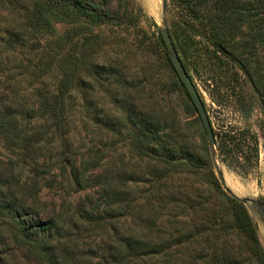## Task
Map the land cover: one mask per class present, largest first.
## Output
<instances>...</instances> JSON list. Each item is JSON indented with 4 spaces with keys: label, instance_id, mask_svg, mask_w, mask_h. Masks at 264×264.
<instances>
[{
    "label": "trees",
    "instance_id": "obj_1",
    "mask_svg": "<svg viewBox=\"0 0 264 264\" xmlns=\"http://www.w3.org/2000/svg\"><path fill=\"white\" fill-rule=\"evenodd\" d=\"M8 2L16 0H0L2 5ZM122 3L123 0H30L21 6L13 4L14 23L0 30V45L6 51L22 50L31 58L28 70H32V76L41 73L49 78L54 68H65L57 92L47 96L39 91L42 97L31 109L23 107L19 109L21 114H15L13 106L0 108V264H82L84 253L76 246V233L70 234L61 225L59 213L42 203L40 194L47 175H52V182L62 190L106 189L105 175L88 174L90 153L81 152L71 143L73 119L66 94L81 80L73 63L75 40H86L82 50L85 58L79 68L95 72L93 58L105 52L97 45V26H121L133 18V0H126L130 10L127 14L120 13ZM167 8L181 18V23L169 30L190 76L187 41L195 45L200 57L213 58L210 51L218 54V76L230 67L234 81L247 87L248 96L239 100L238 107L245 124L218 119V131L214 127V133L217 159L229 169L249 176L260 161V136L247 122L257 106L264 110V0H167ZM60 25L65 26L62 32ZM181 28L187 33L185 39ZM159 40L168 64L175 70L161 34ZM65 43L68 60L58 66V55ZM177 78L198 114L178 75ZM11 104L15 106L17 102ZM37 111L43 115L36 122L39 127L32 129L31 122L37 117L31 112ZM137 119L132 128L138 149L148 157L155 154L152 146L159 143L160 129L147 117ZM260 130L264 140V117ZM208 145V160L213 162ZM49 154L53 155L50 160ZM48 161L57 165L47 171ZM170 161L176 168L192 166L193 176L200 175L207 164L180 158L176 151ZM200 183L199 188L184 196H163L167 187L162 186L153 198L147 196L140 207L150 208V212L138 216L137 222L140 228H148L154 239L143 243L132 235L120 237L113 233L108 236L115 241L109 245L108 254L117 264H148L145 258L165 253L170 258L165 264H240L241 253L231 248L235 235L247 239V247L255 252L252 259L261 260L264 249L245 203L229 195L219 182ZM112 194L114 204L121 209L124 193ZM259 200L264 204V197ZM165 210L168 213L163 214ZM95 211L96 218L104 215L100 208ZM103 221L104 218L101 224ZM72 252L78 257L71 256ZM61 253L66 256L60 257Z\"/></svg>",
    "mask_w": 264,
    "mask_h": 264
},
{
    "label": "rangeland",
    "instance_id": "obj_2",
    "mask_svg": "<svg viewBox=\"0 0 264 264\" xmlns=\"http://www.w3.org/2000/svg\"><path fill=\"white\" fill-rule=\"evenodd\" d=\"M24 3L29 4L30 0L13 2L16 6ZM133 3L135 11L128 23L97 26L94 33L97 45L105 52L94 56L95 72L89 73L79 68L85 58L82 50L86 40H75L73 63L79 69L77 74L81 80L72 92L66 94L73 119L71 143L81 152L90 153L88 174L105 175L106 189L80 192H73L71 188L62 190L52 182L53 176L47 175L40 194L41 202L55 210V214L59 213L61 225L70 234L76 233V246L84 253L82 264H117L108 254L109 245L115 242H112L114 238L108 236L113 233L120 237L132 235L143 243L147 239H154L148 228H140L137 217L150 212V208L140 206L147 196L153 198L161 186L167 187L163 196L171 199L173 193L184 196L188 191L199 188L202 180L219 182L214 163L208 160L209 141L202 120L192 108L176 71L168 64L159 40L162 30L181 23V18L168 8L164 13L163 0H133ZM13 4H0V30L8 28V23H14L16 7L13 8ZM11 8L13 11L10 13ZM119 9L120 13L130 12L126 0ZM58 29L62 32L65 26L60 25ZM181 29L185 39L187 33L184 28ZM186 43L189 45L190 73L213 127L218 131V119L243 126L245 123L238 107L239 100L248 96L247 87L234 81L230 67L224 68L221 76H218V54L210 51L213 58L200 57L195 45L190 41ZM63 47L58 55V66L66 64L68 60V45ZM208 47L212 49L211 45ZM206 53L209 57L208 51ZM86 58L89 60L90 56ZM31 61L22 50L6 51L0 45V108L13 106L14 113L21 114L19 109H31L42 95L57 92L65 68H54L49 78L41 76V73L32 76V70H28ZM11 102L17 104L10 105ZM31 113L37 118L33 119L30 127L38 128L39 123L36 122L43 114L38 111ZM137 117H147L160 129L159 143L152 146L155 154L148 157L140 154L132 128L133 121L139 120ZM263 117L264 110L257 106L247 122L260 136L259 166L251 175L237 173L218 160L228 188L240 197L254 200L264 197V140L260 130ZM24 123L22 125H26ZM175 151L180 158L207 163L200 175L193 176L192 166L180 165L176 168L171 164ZM52 156L49 154V160ZM56 165V162L48 161L46 170ZM112 193H124L125 201L121 209L114 204ZM246 206L264 249L261 209L256 204ZM98 208L104 215L96 218L94 213ZM166 213L165 210L163 214ZM102 218L105 221L101 224ZM105 232L107 235L103 234ZM246 240L234 235V243L231 244L233 251L241 253L240 264H264V254L259 261L251 258L255 252L247 247ZM70 255L78 257L75 252ZM62 256L66 255L61 253ZM168 261V253L144 259L148 264H165Z\"/></svg>",
    "mask_w": 264,
    "mask_h": 264
},
{
    "label": "water",
    "instance_id": "obj_3",
    "mask_svg": "<svg viewBox=\"0 0 264 264\" xmlns=\"http://www.w3.org/2000/svg\"><path fill=\"white\" fill-rule=\"evenodd\" d=\"M163 2H164V13H166V11H167V0H163ZM161 35H162V38L165 42L166 48L168 50V54H169V58L171 60V63L173 65L178 77L180 78V80L184 84L191 100L193 101L194 105L196 106V108L198 110V114L202 120L203 126L205 128L206 133H207V138H208L210 147L212 149L213 163H214L215 169L218 173V180H219L221 187L229 195H231L235 198H238L243 203H245V205L256 204L261 209V213H262V216L264 218V204L260 200H254V199H251L249 197H240L239 195L234 194L228 188V185H227L226 180H225V176L222 173V171H220L218 159L216 157L217 139H216V136L214 133V127L212 125L211 119L207 113L205 103H204L200 93L198 92V89L195 86L194 81L192 80V77L190 76V74L188 73V71L186 70V68L182 62V59H181V57L178 53V50L174 44V40L172 38V35L170 33L168 26H166L162 30Z\"/></svg>",
    "mask_w": 264,
    "mask_h": 264
}]
</instances>
